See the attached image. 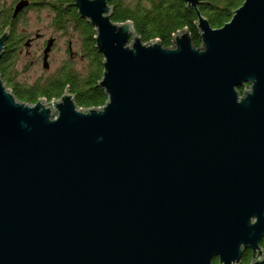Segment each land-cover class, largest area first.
<instances>
[{
    "label": "water",
    "instance_id": "1",
    "mask_svg": "<svg viewBox=\"0 0 264 264\" xmlns=\"http://www.w3.org/2000/svg\"><path fill=\"white\" fill-rule=\"evenodd\" d=\"M183 2L199 46L186 28L144 43L109 0L72 1L101 107L68 89L25 103L0 74V264H264V0L217 28Z\"/></svg>",
    "mask_w": 264,
    "mask_h": 264
},
{
    "label": "trees",
    "instance_id": "2",
    "mask_svg": "<svg viewBox=\"0 0 264 264\" xmlns=\"http://www.w3.org/2000/svg\"><path fill=\"white\" fill-rule=\"evenodd\" d=\"M18 1L20 0H13V3L0 16V35L7 26H10L13 38H16V33H19L15 27L16 19H10V14L13 13V8ZM46 1L47 3L42 2V5L52 7L55 13L53 24L57 28L66 26V19L69 18L75 24V33L81 41L84 54H87L88 57L87 66L78 70L68 62L55 76L45 79L44 82L30 84L27 90L19 87L13 88L8 82L9 74L15 73L16 59L8 50L0 60V73L3 81L6 82L13 95L25 103H35L39 98H44L47 101L59 98L68 88L74 95V100L79 108L101 107L106 102L107 96L103 89L97 85L102 76V57L94 47V27L78 15L76 8L72 6L73 0ZM243 1L200 0L198 9L207 18L209 24L213 28H217L229 21L233 11ZM109 4L112 6L111 20L115 23L132 22L144 43L158 40L162 46L169 47L172 45L173 34L186 28L194 44L196 46L200 44L199 32L195 27L197 20L195 10L192 7H185L183 0H109ZM238 91L242 94L244 87H239Z\"/></svg>",
    "mask_w": 264,
    "mask_h": 264
},
{
    "label": "flooded vegetation",
    "instance_id": "3",
    "mask_svg": "<svg viewBox=\"0 0 264 264\" xmlns=\"http://www.w3.org/2000/svg\"><path fill=\"white\" fill-rule=\"evenodd\" d=\"M42 2L47 3V1L42 0L40 2H33L29 0V4L25 6L15 17L10 14V19H16V22L19 20L21 15L28 9V8H34V9H41L46 8L48 9V21L46 22V25L41 27L40 29L37 28L36 32L29 33L26 29H23L19 33H16V38H13L10 33V26L5 27L4 31L8 30V37L5 42V47L3 54H6V52L9 50L10 54H12L16 61L18 62L19 59H22L23 57L29 58L28 63H26L22 69H17L15 67L14 74L10 73V80L9 84L13 86V88L19 87L24 88V90H27V87L29 85L35 83V82H44L45 79L53 77L58 73L64 66L67 65L68 62L71 63V60H74L76 58H82V51L78 52V50H74L73 43H72V34L75 28V24L70 21L69 19H66V23L64 27L57 28L53 22H54V16L55 13L50 5H42ZM3 15V11L0 10V16ZM9 22V20H8ZM18 34V35H17ZM60 37H62L64 41V47L62 49L63 56L61 60H57V65L54 67L52 71H50L52 68V63L54 62L53 55L55 52L58 51L57 43L60 40ZM37 45V46H35ZM36 47V48H34ZM82 50V49H81ZM3 56V55H2ZM1 74V73H0ZM23 75L25 79L33 78L32 81H19L18 77L20 75ZM2 77V75H1ZM3 79V77H2ZM6 84V82L4 81ZM68 89V88H66ZM65 89V90H66ZM64 90V91H65ZM260 246L263 248V256H264V242L263 239L260 241ZM255 257L257 258V254H253L252 250L245 249L242 253L241 257V264H249L251 259ZM244 259H246L244 263ZM212 264H218L217 258H214L212 260Z\"/></svg>",
    "mask_w": 264,
    "mask_h": 264
},
{
    "label": "rangeland",
    "instance_id": "4",
    "mask_svg": "<svg viewBox=\"0 0 264 264\" xmlns=\"http://www.w3.org/2000/svg\"><path fill=\"white\" fill-rule=\"evenodd\" d=\"M35 1L40 2L42 0H35ZM11 3H13V0H0V10L5 11V9L11 5ZM48 13H49L48 9H46V8H41V9L28 8L21 15L20 20H18L16 22V24H15V27L17 28L16 31L20 32L23 29H26L29 33L33 34L34 32H36L37 28L40 29L41 27L46 25V22L48 21V17H46V16L48 15ZM73 32L74 33L71 36L73 48H74V50H78V52L82 51L83 57L82 58L78 57L74 60H71V63L74 66V68H76L78 70H82L88 64V57H87V54H84V52H83L82 44L78 38L77 33H75V31H73ZM95 35H96V32H95ZM64 41L65 40L62 37H60V40L57 43L58 51L55 52V54L53 55L54 62L52 63V66H51L52 69L50 71H52L54 69V67H56L57 62L62 59V56H63L62 49L64 47ZM35 46H37V45H35ZM34 48H36V47H34ZM28 60H29V58H25V57H23L22 59H19V61L15 63L14 69H15V67L17 69H20V68L22 69V67L26 63H28ZM101 61H102V59H101ZM18 79H19V81H22V82L33 80V78L25 79V77L22 74L18 77Z\"/></svg>",
    "mask_w": 264,
    "mask_h": 264
},
{
    "label": "bare ground",
    "instance_id": "5",
    "mask_svg": "<svg viewBox=\"0 0 264 264\" xmlns=\"http://www.w3.org/2000/svg\"><path fill=\"white\" fill-rule=\"evenodd\" d=\"M172 46V45H171ZM171 46H169V47H171Z\"/></svg>",
    "mask_w": 264,
    "mask_h": 264
}]
</instances>
